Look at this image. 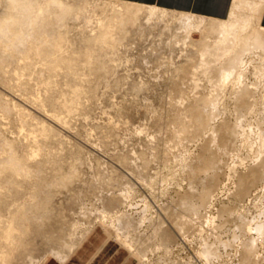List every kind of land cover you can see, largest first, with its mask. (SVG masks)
<instances>
[{
    "label": "rangeland",
    "instance_id": "rangeland-1",
    "mask_svg": "<svg viewBox=\"0 0 264 264\" xmlns=\"http://www.w3.org/2000/svg\"><path fill=\"white\" fill-rule=\"evenodd\" d=\"M1 1L0 18L8 8L6 0ZM36 1L59 2L84 12L78 21L70 22L63 57L73 48L85 51V37L98 34L89 17L96 19L112 8L129 6L140 8L141 13L136 25L129 24L124 37L120 38L123 32L117 29L109 42L97 45L89 55L91 60L82 61L73 78L66 76L69 72L60 62H55V74L49 68L53 58H63L62 53L47 58L21 53L0 40V235L7 223L21 214L20 239L25 244L16 250L10 264H41L61 250L70 254L67 245L74 240L82 242L96 228H104L119 240L116 218L120 215L130 223L125 230L135 248L148 254L145 260L134 251L141 263L238 264L245 240L254 236L261 254L258 264H264V236L256 232L244 235L241 228L254 219L253 225L264 220V180L245 198L233 193L238 182L236 171L244 173L256 166L264 150L259 137L264 133L262 103L252 113L246 112L237 104L232 85L225 92L220 89L224 99L218 103L219 114L212 127L223 120L236 123L241 115L240 121L246 119L230 154L223 152L220 157L216 144L207 148L211 126L196 141L185 135V129L195 122L194 110L204 108L201 99L220 91L214 92L216 88L210 84L214 71L208 76L203 70L195 74L191 70L199 55L195 41L201 39L199 32L205 28L186 39V17L196 15L169 10L164 19L163 8L158 7V13L150 16L152 6L120 0ZM211 21L206 18L205 22ZM253 26L252 31H259L256 22ZM29 47L33 49L31 44ZM247 60L248 80L258 82L259 57L252 55ZM259 84L255 91L261 102L264 87ZM77 87L82 90L80 99L74 93ZM64 96L66 101H72L68 96L78 100L69 103L76 107L74 111L73 106L72 112L61 108ZM203 114L208 116L205 111ZM55 115L64 122L58 123ZM177 152L184 154V159ZM210 156L219 157V183L203 209L209 223L199 219L196 233L186 235L173 225L177 216L183 215L181 197L195 193V200H200L201 193L213 186L215 173L213 169L199 170L192 189L189 167L197 168L202 158ZM14 158L22 160L19 172L26 171L23 175L12 169ZM15 179L21 182L16 187L11 185ZM104 210L116 213L115 221H102ZM119 241L130 248L124 239ZM204 242L217 244L218 254L209 263L200 255Z\"/></svg>",
    "mask_w": 264,
    "mask_h": 264
},
{
    "label": "bare ground",
    "instance_id": "bare-ground-1",
    "mask_svg": "<svg viewBox=\"0 0 264 264\" xmlns=\"http://www.w3.org/2000/svg\"><path fill=\"white\" fill-rule=\"evenodd\" d=\"M0 2L3 1L0 0ZM6 2L8 8L6 9L4 15L0 18V40L2 41V43L5 42L10 43L13 47L16 48L17 52L26 53V54H30V53L42 54V56L44 55L45 58L49 56L51 57L55 55L57 56L58 53L61 54L63 52L62 51L63 49L65 52L64 47L65 45H67L66 43L69 42V34L71 30L70 22L72 20L78 21L82 17V15H84L83 14L84 12L76 11L69 6L60 4L59 2H52L48 4H41L36 0H6ZM263 2L264 0H258L257 3H252V0H247L248 5H251L250 6L252 9L251 13L247 12L246 10H243L244 8L246 9L245 7L246 5L243 6V9H239L235 7L236 9L233 10L231 19H226V20L213 19L214 21L206 23L205 22L206 18L202 16L196 15L193 18L186 17L187 40L188 38L194 36L193 34L194 31H199L202 27H205L203 31L199 32V34L202 35V37H199L201 39L195 41L199 55L197 54L198 55L197 59L193 61V63H191L192 73L195 74L196 72H200V70H203L204 74L208 73L209 74L208 76H210V74H212V72L214 71L213 76L210 78L211 81L210 84L213 83V85L216 88L214 89V92L215 90H220V89L225 92L227 90L226 88L227 87L229 88V86L232 85L233 86L232 90L235 89L233 90V92L236 91L235 97L237 104L239 105L240 103L241 105H239V107L240 108L244 107V111L246 110V112H250V113H252V111L256 109V107L258 106L257 104L259 103H262L264 109V94L261 97L262 101L259 102L260 98L259 99L257 98L255 91L256 88L260 85L259 83H262L264 87V27L260 24V14H261ZM152 7L153 8L150 9L149 11L150 16L157 14L158 11L160 10V8L158 7H154V6ZM162 11H163V18L164 19L168 18L169 10L162 9ZM140 13H141L140 8H134L129 6L126 9L112 8L108 11H105L102 14V16L99 15L100 17H97L96 19L89 17V21L97 25L99 32L98 34H95L93 36L85 37L86 40L85 44L87 49L85 51L77 52L72 47L73 45L69 44L71 46L70 48L73 49L71 51H68L69 52L68 57H63L64 54L62 53L63 58L61 59L60 57L53 58L52 64L50 65L49 68L51 69L52 72H54L53 74H55V71L57 72V68H58L57 66L59 64L58 62H60L61 63L60 66L63 69H65L66 72H69L66 73L67 75L65 74L66 76L70 78L77 77L75 71L79 70V64L82 61L84 63V62H89L91 60L89 55H91L94 52L92 50L96 49V46L99 44H104L109 42L113 38L114 32L117 29L120 32H123V36L121 35L120 38L124 37L125 34L129 32L128 29L129 24L136 25L138 23L140 19ZM184 14H188V13H183V15ZM172 19L173 17H171V20ZM254 22H256L259 28V29L257 28L259 30L257 32L252 31L254 27L253 26ZM29 44L33 46V49L31 47L28 48ZM37 47H39L40 49L39 48L37 49ZM89 48H91V50ZM252 55L253 56L256 55V57H259V61H258L259 67L257 69V72L260 73V77H258L260 80L258 79V82H253V81L249 82L248 80L249 70L247 66L249 62L247 59L250 58ZM55 62H57L58 64L56 65ZM72 83L73 82H71V84ZM79 87H77V89H74L75 96L76 97L78 96L77 99H80L79 96H81L82 94V90ZM221 90L215 92L217 95L211 91L213 94H215V96L207 95L203 99H201V101L204 104V108L202 110L201 109L194 110L195 122L191 125L190 128L185 129V135L188 139L196 141L203 134L205 130L210 128V126L211 127L213 126L211 125L212 121L219 114L218 103H220L222 100L221 99L222 96L220 97L219 95V92H221ZM70 97L68 96V99H72V101L71 100L66 101L67 96L66 97L64 96L65 98L64 101L66 102H62L63 100H61L62 102L60 103L62 106L61 108L70 109V107L73 106L71 108L73 109L75 107L74 105H70L69 103L70 102L76 103L77 99L73 100L74 97L73 98ZM71 109L68 111L72 112ZM74 109H76V107ZM204 111L208 113V116H204L203 114ZM54 118L58 123L64 122L63 119L58 115H55ZM240 118L239 121H237L236 123H231L228 120H223V122H221L219 125L215 126L214 128L212 127L213 129L211 128L212 132L209 135L208 144L206 145L207 148L211 149L212 144H216L217 153H219L220 157L222 156L221 154L223 152H225V154H230L233 149L232 143L234 139L240 135L239 127L243 126L244 124L243 122L246 121V119L243 120V118H242L243 121H240ZM263 119H264V114H263ZM259 137L261 141L260 145L262 148H264V133L261 132ZM245 140L243 139V141ZM178 153L180 152H177V155L179 156L180 154ZM183 153H185L184 150ZM234 154L237 153L234 152ZM183 155L184 154H182V156ZM176 157L174 158L176 159ZM258 157L259 158H257L256 161L259 160V162L256 166H252L250 169H248V171L244 173L243 172L240 173L239 171H236V173H238L237 176L238 182L236 185V191H234L233 193L236 192L235 196L238 197L239 199L245 198V196L249 194L251 188L259 184L260 181L262 182V180H264V150L260 152V155ZM218 159L219 157L217 158V156L216 157L210 156L209 158H205V159L202 158L201 163L199 166H197V168L192 167V165L189 167L191 170L190 177L193 179L191 185L192 189H195L193 188L195 184L194 182L195 179L197 178L196 175L199 170L208 171L210 169H213L215 170V173L212 177L213 186L206 188L201 193V195L199 196L200 200L198 201L195 200L196 198L195 193L192 194L186 193L181 197V207L183 211L182 213L183 215L181 214L182 218L177 216V219H175L176 221L174 220V222L173 221L172 222L174 223L173 225L179 229V231H181L186 235L188 233L191 234L192 232L196 233V231L199 229V226L201 224L200 223L201 221L199 222V219L204 221L206 219V223L209 220V219L207 220L206 218L207 216L203 213L205 211V210L203 211V209L209 204L210 200L215 196L216 191L214 189L215 187L214 185H217L219 183V173L216 169L218 167V162H219ZM12 160H14L12 169L16 171L17 174L23 175L26 171H24L23 174H20L19 172L20 170L22 171V162H21L22 160H20L19 158H14ZM20 183L21 182L18 179H15L11 183V185H14L16 187V184H20ZM131 191L133 192L132 189ZM233 210H234L233 208H230V211ZM106 211L104 210L103 213H101L103 214V218H101L103 219L102 221L108 222L107 219L112 218L114 220L117 217L116 213L114 214V212H110V210H108L110 213ZM143 211L145 210L143 209L142 212ZM123 218H125L123 215H120L118 219L116 218V221H118L119 224V226L116 228L118 232V237L120 239H124L133 251L136 252L137 250L138 254L143 259L147 260L148 254L146 252H141L140 250H138V248H135V244L133 240L130 239L128 230H125V227H128L130 223L129 222L125 223V221H123ZM21 221H22V215L16 214V216H14L13 219L9 223H7L8 227L6 229L1 228L2 231L0 235V264H10L11 260L13 261L15 257L16 250H18L19 248L21 249V247L24 248L25 246L23 240L20 239V235L22 234L19 227ZM253 222L244 223L243 225H241L244 235L246 234L248 235V233L256 232L259 235V237H263L264 220L260 222H256L254 225L252 224ZM113 223L115 224V222ZM74 241L73 243H69L67 245L70 253L79 245L78 242L76 243ZM245 241L246 242L243 246L244 254L238 264H258V259L259 256L261 255L258 254L259 252L257 253L256 241H258V239L256 237L254 238L253 236L249 240H245ZM202 250L203 251L200 250L201 251L200 255L201 257H204L208 263L215 255L218 254L217 244H215V242L213 244H209L208 242H206ZM61 251L55 252L56 258L66 259L69 256V253L66 252V254H64Z\"/></svg>",
    "mask_w": 264,
    "mask_h": 264
},
{
    "label": "crops",
    "instance_id": "crops-1",
    "mask_svg": "<svg viewBox=\"0 0 264 264\" xmlns=\"http://www.w3.org/2000/svg\"><path fill=\"white\" fill-rule=\"evenodd\" d=\"M124 3L157 6L163 9L202 16L208 19L226 20L236 8L251 13L247 0H120ZM243 1V2H242ZM258 0H252L257 3ZM245 3V4H244ZM236 7V8H235ZM264 27V2L260 14ZM85 238V237H84ZM41 264H145L134 255L125 243L110 236L104 228L92 230L66 259L52 257Z\"/></svg>",
    "mask_w": 264,
    "mask_h": 264
}]
</instances>
